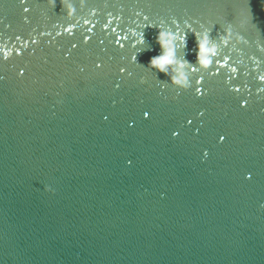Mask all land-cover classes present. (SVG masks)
Returning <instances> with one entry per match:
<instances>
[{
  "label": "clouds",
  "instance_id": "obj_1",
  "mask_svg": "<svg viewBox=\"0 0 264 264\" xmlns=\"http://www.w3.org/2000/svg\"><path fill=\"white\" fill-rule=\"evenodd\" d=\"M49 3L54 6L55 0H49ZM61 3L66 11L67 16L71 17L75 13V9L65 3V0H61ZM248 22V20H247ZM159 32L157 35V43L160 46L161 54L151 57L149 61V67L154 68L160 73H164L168 75V67L173 65L177 62L176 57V48H175V41L176 38L179 37V42L186 47V36L185 34L175 33L171 30H165L163 28H159ZM232 27L229 26L225 29V33H231ZM197 41V64H200L203 61V65L211 66L212 58L211 56L207 55L210 52L209 45H208V37H201L196 32H194ZM223 42V38L222 41ZM138 44L143 43V39L137 41ZM186 60V59H185ZM187 61V60H186ZM183 63V62H181ZM190 63V62H189ZM171 80L175 81V77H169Z\"/></svg>",
  "mask_w": 264,
  "mask_h": 264
},
{
  "label": "snow or ice",
  "instance_id": "obj_2",
  "mask_svg": "<svg viewBox=\"0 0 264 264\" xmlns=\"http://www.w3.org/2000/svg\"><path fill=\"white\" fill-rule=\"evenodd\" d=\"M199 90V89H198Z\"/></svg>",
  "mask_w": 264,
  "mask_h": 264
}]
</instances>
